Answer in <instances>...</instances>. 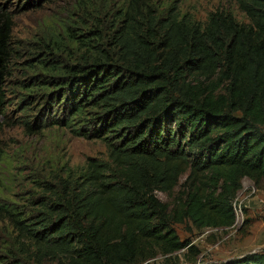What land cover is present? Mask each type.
<instances>
[{"label": "trees", "instance_id": "1", "mask_svg": "<svg viewBox=\"0 0 264 264\" xmlns=\"http://www.w3.org/2000/svg\"><path fill=\"white\" fill-rule=\"evenodd\" d=\"M236 4L248 23L229 11L202 23L150 0H75L52 16L25 62L37 76L30 93L61 112L40 127L99 140L108 161L53 160L23 204L0 205L19 238L0 264H146L185 249L192 264L200 250L175 225L236 224L243 180L264 183V0ZM8 28L0 116L18 58Z\"/></svg>", "mask_w": 264, "mask_h": 264}, {"label": "rangeland", "instance_id": "2", "mask_svg": "<svg viewBox=\"0 0 264 264\" xmlns=\"http://www.w3.org/2000/svg\"><path fill=\"white\" fill-rule=\"evenodd\" d=\"M44 0H0V27L6 23L11 30V46L18 58L12 59L6 81L7 102L0 116V205L12 202L23 204L32 188V178L47 170L51 161L82 167L88 158L108 161L101 141L76 137L68 128L42 125V121L62 118L56 108L42 104L37 95L26 87L36 78L35 68L25 63L29 52L44 41V32L52 23V16H63L75 0L42 3ZM160 7L173 9L171 13L188 16L205 23L211 12L229 11L238 21L249 19L240 12L236 0H150ZM51 19V20H50ZM38 75V74H37ZM37 97V98H36ZM43 119V120H42ZM33 124V128L29 126ZM35 125V126H34ZM39 126V127H38ZM184 176L181 183L185 182ZM234 201L236 224L231 229L197 231L189 225H175L183 241H192L200 250L198 261L192 264H232L247 257H264V183L255 185L244 179L243 188ZM158 196L169 201L164 194ZM17 232L5 212L0 211V261H6L5 247ZM187 250L171 256L161 252L146 264H190L185 259ZM3 263V262H2ZM7 264V263H3Z\"/></svg>", "mask_w": 264, "mask_h": 264}]
</instances>
